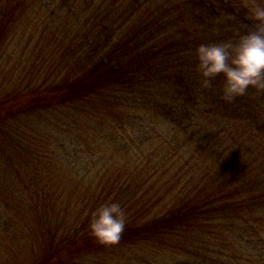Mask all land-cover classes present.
Here are the masks:
<instances>
[{
  "label": "trees",
  "instance_id": "obj_1",
  "mask_svg": "<svg viewBox=\"0 0 264 264\" xmlns=\"http://www.w3.org/2000/svg\"><path fill=\"white\" fill-rule=\"evenodd\" d=\"M255 26L244 0H0V264H264V90L224 100L195 54ZM80 126L96 141L69 156ZM113 200L127 224L102 243Z\"/></svg>",
  "mask_w": 264,
  "mask_h": 264
},
{
  "label": "clouds",
  "instance_id": "obj_2",
  "mask_svg": "<svg viewBox=\"0 0 264 264\" xmlns=\"http://www.w3.org/2000/svg\"><path fill=\"white\" fill-rule=\"evenodd\" d=\"M256 26L236 40L201 43L196 49L197 70L201 86L223 76L222 98L232 101L250 87L264 90V0H244ZM127 216L119 201L101 204L92 213L89 231L102 243H115L121 238Z\"/></svg>",
  "mask_w": 264,
  "mask_h": 264
},
{
  "label": "rangeland",
  "instance_id": "obj_3",
  "mask_svg": "<svg viewBox=\"0 0 264 264\" xmlns=\"http://www.w3.org/2000/svg\"><path fill=\"white\" fill-rule=\"evenodd\" d=\"M51 9H52V7H51ZM57 15H55V16H64L65 15V13L64 12H57L56 13ZM45 16V17H44ZM44 17V18H43ZM43 17L42 18H40L39 19V21H38V19L37 20H35V22H32L30 25H29V27L27 28V31L28 32H26V34H24V33H20V34H18L19 35V37L18 38H12L11 39V41H13V40H16L15 41V43L12 45V50L10 51V54H11V59L12 60H10L9 61V67H13V65L15 64V62L17 61V59L19 58V56H21L24 52H26V55H28L29 53H28V48H29V50L31 49L32 50V47L30 48V46L33 44V47L35 46V50H37L38 49V47L39 46H36V45H34L36 42H38V39H39V34H36L35 35V43H34V40L32 41V43H31V45H29V44H27L28 43V37L30 36V34L32 33V32H34L35 30H38L39 31V33H42V35H50L52 32H54L56 29V27L57 26H59L60 24H61V20H59V17H58V19L56 18V17H54V22L56 21V23H54V22H52L51 24H50V21L51 20H49V21H47V20H45V18L47 17V13H45V14H43ZM37 21H38V23H37ZM48 22V23H47ZM47 23V24H46ZM36 32V31H35ZM23 34H24V36L25 37H23ZM21 35V36H20ZM38 44H39V42H38ZM13 52H14V54H13ZM30 56V55H29ZM29 56H27V58L29 57ZM32 56V55H31ZM24 57H25V55H24ZM24 63V62H23ZM26 63H27V61H26ZM61 118L62 119H60L57 123L63 128V129H66V127H64V124L66 125V126H71V127H73V128H75V123L76 122H78L79 120L77 119V117H76V114L73 112V113H71L69 116H61ZM61 121V122H60ZM88 123H91V122H88ZM77 129V131H74V132H72V133H65V135H68V137H66V140L67 141H69V145L68 146H66L65 148L67 149L66 151H70V152H72V153H68V155L70 156V155H73V153H74V151L75 150H77V155L79 156V157H83V156H85L86 155V152H87V150H88V148H89V144L88 143H80V142H78L77 140H75V138H74V136H73V134H82L83 136V138H85V137H87V139L88 140H90L91 141V139H93V141H96V137L95 136H93L92 134L91 135H88V134H86V132H87V129L86 128H84V127H81L80 126V128H76ZM121 129V128H120ZM119 131H121V130H119ZM159 131V130H158ZM79 132V133H78ZM152 132L155 134V133H157V131H153L152 130ZM127 136H129L130 135V133L129 132H127V133H125ZM157 136H159V134H157ZM130 138H131V136H129V137H127V139L128 140H130ZM158 138H164V137H158ZM86 139V138H85ZM158 145H159V143H157ZM103 148H105V145H103L102 146ZM184 152H186L187 153V151H184ZM111 156H113V155H111ZM114 157V156H113ZM113 157H111V158H113ZM107 163H106V165H108V166H112V164H111V162H113L114 160H112V161H110L109 160V154L107 155ZM1 222V221H0ZM1 230V229H0ZM0 236H3L4 237V234L2 233V232H0ZM253 240V239H252ZM244 241H246V238H244ZM4 256V254H3V251H0V257H3ZM31 256L32 255H30V252L27 254V260L29 259L30 260V258H31ZM27 262H29V261H27ZM13 264H23V261H20V262H13Z\"/></svg>",
  "mask_w": 264,
  "mask_h": 264
}]
</instances>
